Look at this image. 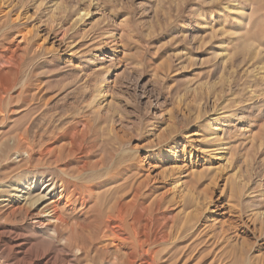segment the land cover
Returning <instances> with one entry per match:
<instances>
[{
  "label": "bare ground",
  "instance_id": "obj_1",
  "mask_svg": "<svg viewBox=\"0 0 264 264\" xmlns=\"http://www.w3.org/2000/svg\"><path fill=\"white\" fill-rule=\"evenodd\" d=\"M29 9L44 12L46 22L29 27ZM90 12L84 0L75 6L63 0H0V32H10L0 52V264H264V211L259 209L264 190L253 204L259 207L245 211L241 201L253 189L249 180L237 172L230 179L225 170L234 169L233 161L213 154L221 148L201 149L221 142L223 115L210 119L213 138H200V149L190 141L175 153L183 164L189 159L182 183L191 189L189 198L172 192L176 181L169 178L178 173L154 174L160 161L140 152L175 136L158 134L153 142L127 150L138 125L102 124L108 117L94 107L103 89L99 84L92 94L89 79L77 78L85 64H71L87 52ZM21 51L30 52L31 60L48 56L44 67L53 71L54 81L39 80V65L30 62L20 84ZM68 52L73 54L61 71L58 61ZM105 135L116 144L109 146ZM216 158L224 168L214 166ZM218 183L221 193L230 186L235 202L230 214L215 199ZM192 207L195 211L187 213ZM213 208L225 210L226 220L209 224L206 214Z\"/></svg>",
  "mask_w": 264,
  "mask_h": 264
},
{
  "label": "rangeland",
  "instance_id": "obj_2",
  "mask_svg": "<svg viewBox=\"0 0 264 264\" xmlns=\"http://www.w3.org/2000/svg\"><path fill=\"white\" fill-rule=\"evenodd\" d=\"M78 2L79 0H63L68 6H75ZM84 2L86 8L91 11L92 20L88 22L93 25L87 30L86 54L78 55L71 64H85L86 70L82 71L81 75L78 74L77 78H88L89 84L93 85L91 91L99 84V88L103 89L100 98L98 97V104L94 107L100 114L108 117L102 124L109 127L114 123L117 128L138 125L134 138H129L126 142L127 150L142 144L147 145L159 135L165 138L170 136L165 134L175 136V140L168 142L169 145L154 143L150 150L144 148L140 152L142 155L149 152L150 157L160 161V164L156 163L154 174L158 171L162 174L169 171L170 176L172 173H178L169 178L175 179L176 182L180 180L173 183L171 187L175 190L172 192H175V197L179 193V196L181 194L189 198L191 189L182 184L187 174L185 171L189 167H186L189 159L185 165L180 159L177 160L175 153L184 147L187 149L190 141L195 149H200V138H213L210 119L217 114L223 115L220 126L222 130L219 131L221 142L217 145L212 143L217 147H210L209 144L201 149L215 151L221 148L222 151L217 149L213 154L221 153L233 161V171L225 170V173L227 172L231 179L237 172L236 174L246 179V182L250 181L247 183L249 188H253V193L251 189V194L245 193L243 197L247 199L244 201L245 198H242L241 205L245 211L250 210L251 205L255 208L256 205L253 204H258V195L264 190V0ZM41 10H28L31 17V24L27 22L29 27L39 21L46 22L45 13ZM92 26H95V30L91 29ZM67 27L68 25L65 26ZM9 33L4 29L0 32V52L3 51V44L7 42L5 38ZM112 35L115 37L111 38ZM29 54L20 52V55L25 57L19 75L20 84L25 82L30 62L34 66L39 65L35 71L39 80L56 78L52 74L53 71L48 70L50 68L44 67L48 56H38L31 60L32 54ZM71 54L73 52H68L58 61V69L62 67L59 70L63 71L61 64L66 58L69 59ZM3 65L10 67L8 64ZM3 83L0 78V89H3ZM81 83L79 82L80 85ZM1 130L0 127V133ZM105 136L109 146L116 144L112 141L113 138ZM218 144L221 147H218ZM215 160L217 164L214 166L224 168L225 162L222 159ZM0 164L1 168L4 165L2 158ZM181 171L185 174L180 173ZM21 176L22 174L15 175L9 183L15 182ZM177 176H180V179ZM218 184L214 188L215 199L222 200L228 213L230 206L235 204L230 186L221 193V184ZM233 191L236 192L235 189ZM245 205L249 206V209ZM262 206L258 205L259 209L264 211ZM194 208L186 212H194ZM178 209H175L176 214L181 212ZM224 211L211 209L206 214L208 223H214L216 220V223L222 222ZM179 221L184 224L187 218L182 215ZM252 229L250 228V232ZM263 249L262 247V252Z\"/></svg>",
  "mask_w": 264,
  "mask_h": 264
}]
</instances>
